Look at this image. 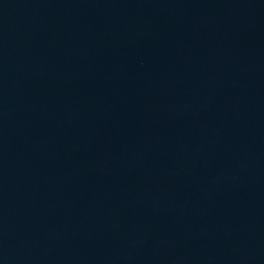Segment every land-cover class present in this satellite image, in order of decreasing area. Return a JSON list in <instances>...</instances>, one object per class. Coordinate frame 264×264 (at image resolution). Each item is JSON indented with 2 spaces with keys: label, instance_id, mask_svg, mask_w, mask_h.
<instances>
[{
  "label": "water",
  "instance_id": "water-1",
  "mask_svg": "<svg viewBox=\"0 0 264 264\" xmlns=\"http://www.w3.org/2000/svg\"><path fill=\"white\" fill-rule=\"evenodd\" d=\"M0 264H264V0H0Z\"/></svg>",
  "mask_w": 264,
  "mask_h": 264
}]
</instances>
